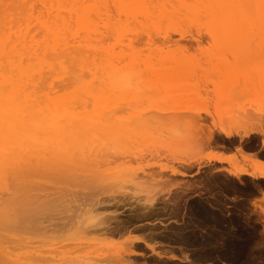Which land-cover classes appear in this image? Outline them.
<instances>
[{"label": "bare ground", "instance_id": "1", "mask_svg": "<svg viewBox=\"0 0 264 264\" xmlns=\"http://www.w3.org/2000/svg\"><path fill=\"white\" fill-rule=\"evenodd\" d=\"M203 38L216 48L226 45L222 47L225 53L233 50L227 49L228 46L234 49L247 46L249 49L252 45L264 53V0H0V264H61L56 262L60 261L56 257L40 256L47 250L39 254L36 247V254L31 253L34 250L31 247L35 248L32 241L25 243L31 245L29 251L24 245L28 241L22 239L23 235L19 236L28 221L37 229L51 226L38 217L45 207L61 210L64 219L57 224L72 231V240L76 241L73 244L82 253L68 261L61 259L68 264H94L96 260L91 261L94 258L102 261L106 257L111 264H136L133 257L142 256L141 251L146 248L153 255L148 256L152 261L145 264H200L219 257L213 256L208 247L247 248L251 234L250 238L243 239L236 232L247 227L245 222L249 217L254 216V219L248 227L264 232V155L246 150L241 144L231 145L236 153L226 158L228 167L222 171L210 169L209 174L192 182H178L177 179L173 182L162 176H169L165 173L169 171L177 178V175H186V170L192 166L198 167V161L202 159L222 161L225 158L217 153H204L200 147L191 157L196 162L181 161L186 172L159 165V170L154 173L158 172L161 177H153L151 172L147 175L144 172L143 176L133 173L125 160L156 152L165 147L164 144L180 148L186 135H192L197 145L224 149L225 146L215 143L218 132L227 138L235 134L239 139L256 134L262 138L264 147V110L261 108L251 112L244 104L243 107L241 103L231 105L230 102L237 100L234 97L237 94L228 95L222 89L214 91L210 109L202 107L210 100L208 94L203 95L199 85L194 83L195 74H191L195 68L191 61L194 58L182 44L192 42L199 49ZM159 42L160 45L173 44L176 48L165 52L156 47ZM222 48L217 49V60L210 64L211 68L222 62L223 57L218 59ZM156 54H165L162 55L164 63L153 64ZM225 60L226 63L229 59ZM238 60L240 63L235 60L236 64H241L242 59ZM225 63L222 64L225 66ZM254 65L256 67V63ZM260 70L262 73L264 69ZM255 72L250 75L253 79L243 77L247 79H242L246 83L241 80L243 85L236 88L241 86L240 92L253 94L254 101H260L256 97L264 96V74H257V69ZM259 91L263 92L259 94ZM163 95L176 105L174 111L170 108L137 110V105L142 102L162 101ZM241 97L245 99V96ZM180 116L182 118L176 119ZM204 117L212 119L213 129L204 126ZM214 123L219 124L216 125L217 132ZM110 158L123 163L118 162L122 165L119 168L117 163L110 162L115 165L111 166L116 168L114 170H122L124 165L131 170L124 168L114 172L106 166L109 171H103V164L111 161ZM218 174L225 179L247 178L248 183L244 182L246 184L240 188L243 195L239 192L241 196L238 195L235 202L239 210L231 215L241 218L228 222L235 228L232 234L226 229L231 235L229 240H219L213 234L202 243L201 239L197 240L200 234L197 236L195 231L204 233L202 228L213 219L210 216L217 211L224 212L225 201L220 199L214 203L208 196H203L194 210L185 211L193 197L182 198L195 187L205 186V181L210 186V182L215 181L216 185L213 176ZM48 178L68 180L79 190L76 194L64 192L68 186L60 185L66 187L63 190L57 188L61 191L58 192L54 186L58 193L53 194L51 185L44 182ZM161 185L168 186V191L165 196L159 193L163 199H156L159 196L152 188ZM170 187L175 188L172 191ZM129 190L132 193H127ZM170 192L173 197L164 200ZM160 203L165 206L161 207ZM125 206L127 209L132 207L129 209L132 212L121 219L117 209ZM163 213L169 219L177 217L178 224L174 225L172 219L169 226L163 224V231L169 229L170 234L157 229L164 221ZM223 215L213 219L216 227L224 223ZM156 219L159 221L154 222ZM90 232L99 233L102 239L97 236L90 242L91 236L87 235ZM183 232L197 237L185 236L181 234ZM120 238L127 247L113 242ZM180 243L185 246L173 245ZM105 247L111 249L106 251ZM54 250L48 251L53 253ZM233 258L235 264H261L255 253L245 258ZM214 261L212 264H217Z\"/></svg>", "mask_w": 264, "mask_h": 264}, {"label": "rangeland", "instance_id": "2", "mask_svg": "<svg viewBox=\"0 0 264 264\" xmlns=\"http://www.w3.org/2000/svg\"><path fill=\"white\" fill-rule=\"evenodd\" d=\"M192 42H189V43H183L182 44V46L184 45L187 49H188V52L190 53L189 55L191 56L192 55V58H194V60L193 59H191V61H193V63L195 64V68L193 69V71L191 72V74H195V81H194V83L196 82V84L197 85H199V87H198V89H200V91H201V93L204 95V94H208V98H209V100L210 101H208L207 103H205V105H203L202 107H206V108H208V109H210L211 107H212V105H213V100H214V95H213V93H214V91L216 90V91H218V90H220V89H222V91L224 90V92H227V94L229 95H235V94H237V96H234L237 100H234V101H232V102H230L231 103V105H233V104H235V103H237V104H239V103H241L242 104V107H243V104H244V108L247 110V111H251V112H254L255 110L254 109H259V108H261L262 110H264V102H263V100H261V98L262 99H264V96L263 97H256V99H260V101L259 100H255L254 101V99H255V97L253 96V94H246V93H242V92H240V91H242L243 89H242V85L244 84V83H246L245 81H243L244 79H243V77H247V79H250L251 78V76L250 75H252V73H254L255 71H256V69L258 70V72H257V74L259 73V74H264V53H262L263 51H261V50H256V48L258 47V46H255L254 47V45H252V46H250L249 47V49H247V46L244 48V47H236L235 49L234 48H232V47H230V46H228L227 47V49H233V50H226V53L225 52H223V51H225V50H223V48L222 47H225L226 45H218V48H220V46H221V48H222V50L221 49H219V53H218V59L220 60L222 57L223 58H226V60L227 59H229V60H225V59H223L222 58V62L220 61V65L218 64V65H216V68L217 69H219V70H217L216 68H215V66H213L214 68H211V66L212 65H210V64H212V63H214L217 59V49L218 48H216L215 47V45H213L212 44V42L210 43V41L209 40H207L206 38H203L202 39V41H201V44H200V48L198 49L197 47H195V45L194 44H191ZM213 45V46H212ZM155 46V45H154ZM156 47H159V48H161V49H163V51H165L166 52V50H168V49H173V48H176L173 44L171 45V46H168V45H160V42L159 43H156ZM194 47V48H193ZM252 47H253V49H252ZM245 49H247L246 51H245ZM255 49V50H254ZM238 52H237V51ZM240 50H242L241 52H240ZM249 50V51H248ZM254 50V51H253ZM232 51H233V53H234V59H233V53H232ZM234 51H236V52H234ZM244 51V52H243ZM259 51V52H258ZM240 52V53H239ZM261 52V53H260ZM215 53V54H214ZM222 53V54H221ZM228 53V54H227ZM177 54V53H176ZM226 56H225V55ZM230 54V55H229ZM162 55H165V54H162ZM162 55H157L156 54V56L154 55V59L152 60V62H153V64H157V63H164V61H165V58L162 56ZM185 55H187L188 56V54H185ZM216 55V56H215ZM220 55H224V56H220ZM235 55L238 57V59H242L241 60V64H236V61H237V63H240V61L237 59V57H235ZM171 57H172V55H170ZM176 57H178L179 56V54H178V56L177 55H175ZM186 56V57H187ZM211 59H210V58ZM213 57V58H212ZM234 60V61H231V60ZM198 60H200V61H198ZM209 60V61H208ZM223 60H225L226 61V63L223 61ZM236 60V61H235ZM195 61V62H194ZM210 62V63H206V62ZM212 61V62H211ZM214 61V62H213ZM230 61H231V63H230ZM251 61H252V63H251ZM232 62H234V64L236 65L235 67V69H237V68H239V69H237L238 70V72H239V75H238V72H237V70L236 71H234L235 69H233L234 68V64L232 63ZM244 62V63H243ZM222 63H225L226 65H227V67H228V69H227V67H226V69H225V66H224V64H222ZM243 63V64H242ZM254 63H256V67H255V65H254ZM196 64H197V68H196ZM205 64H206V66H205ZM216 64V63H215ZM214 64V65H215ZM221 64H222V66H223V68H221L222 66H221ZM228 64H230V66L233 64V66H228ZM258 64V65H257ZM263 64V65H262ZM239 65V66H238ZM247 65V66H246ZM251 65H254V66H251ZM201 66H203V67H201ZM218 66V67H217ZM219 66H220V68H219ZM238 66V67H237ZM241 66V67H240ZM243 66V67H242ZM262 66V68H260ZM199 67H200V69H199ZM233 67V68H232ZM248 67V68H247ZM252 67H254V68H252ZM233 69V71L231 70V69ZM245 70H243V69ZM250 68H252V69H250ZM223 69V70H222ZM230 69V70H229ZM241 69V70H240ZM247 69V70H246ZM260 69H262L263 70V72L261 73V70ZM217 70V71H216ZM226 70H227V72H226ZM255 70V71H254ZM220 71V73H217V72H219ZM229 71H231V74H230V72ZM244 71V72H243ZM254 71V72H253ZM225 73V74H223V73ZM247 72H248V75H247ZM251 72V73H250ZM256 73V72H255ZM233 74H235V76L233 75ZM242 76H241V75ZM238 75V76H237ZM254 75V74H253ZM233 76H234V78H233ZM255 76V75H254ZM258 76V75H257ZM260 76H263V75H260ZM253 77V76H252ZM256 78H258V77H256ZM243 79V80H242ZM247 79H245L246 81H247ZM251 79H253V78H251ZM250 79V80H251ZM237 81V82H235V81ZM241 80H242V82H243V84L241 83ZM254 81V80H253ZM241 83V84H240ZM232 84H233V86H232ZM237 85H241L240 86V88H236V86ZM232 88V89H234V87H235V91L233 92L232 91V89L230 90V87ZM228 88V89H227ZM239 89H241V90H239ZM226 90V91H225ZM231 92H230V91ZM203 91V92H202ZM240 93V95H239V93ZM263 91H259V94L260 93H262ZM212 94V95H211ZM241 94H243V95H241ZM245 94V95H244ZM249 97H248V96ZM250 95H252V96H250ZM210 96H211V98H210ZM241 96H245L244 98L245 99H243V97H241ZM226 97H227V95H226ZM238 97H241V98H238ZM161 98H163V100H165V98H167V97H164V95L161 97ZM160 98V99H161ZM213 98V100H211ZM247 98H248V101H247ZM253 98V99H252ZM170 98L168 97L167 98V100H166V102L164 101V103L161 101V100H158V102H160V103H158V102H156V101H154V100H156V99H154L152 102H142L141 104H139V105H137V110H147V111H150V110H153L154 108V110L156 111V110H158V109H161V110H164V108L166 109H169L170 111H174V108H177L176 107V105L174 104H172V102H170L171 100H169ZM232 99H234V98H232ZM251 101H250V100ZM244 101H246L247 103L245 104V103H243ZM251 103H250V102ZM253 101V102H252ZM156 103V104H154V103ZM170 102V103H169ZM249 102V103H248ZM258 103V104H256V103ZM168 103L169 104H172V105H168ZM211 103V104H210ZM253 103H254V105H253ZM263 103V104H262ZM168 106H167V105ZM207 104V105H206ZM253 106V108H252V106ZM256 104V105H255ZM262 104V105H261ZM157 105V106H156ZM162 105V106H161ZM245 105H247V108L245 107ZM248 105H249V107L251 108V109H249V107H248ZM159 106H160V108H159ZM262 106V107H261ZM157 107V108H156ZM182 108L183 107H186V106H181ZM188 107H191V105H188ZM256 107V108H255ZM180 108V107H179ZM202 110V109H201ZM261 110V111H262ZM263 113H264V111H263ZM149 117H150V115H148ZM179 118H182L181 116L180 117H176V119H179ZM205 118V117H204ZM203 118V119H204ZM203 124H205L204 126H206V127H208V128H210V129H213V121H212V119L211 118H205L204 119V123ZM215 124V123H214ZM216 125H218L219 126V124L218 123H216L215 124V127L214 128H216L217 126ZM218 128V127H217ZM188 130H191V129H188ZM215 131V130H214ZM217 131H219V128L218 129H216V132ZM187 132L188 131H186V133L185 134H187ZM192 133V132H191ZM215 138H216V142L215 143H218L219 145H221V146H225L226 148H228L227 150H232V147L233 146H235V145H238V144H241L242 145V147L245 149L246 148V150H250V151H255V152H258V155H264V147L261 145V137L260 136H258V135H253L251 138H241V139H239V137L238 136H236L235 134H231L230 135V137L229 138H227V137H225V134H223V133H220V132H218V133H216L215 134ZM260 138V139H259ZM250 139V140H249ZM241 140V141H240ZM240 142V143H239ZM164 144V143H163ZM259 144V145H258ZM231 145H232V147H231ZM164 146L165 147H161V148H159L156 152H154V151H152V152H148V153H145V154H143L141 157H137V158H135V159H130L131 161H128V159H125V160H127V164H128V167L130 166V168L132 169V171H133V173H135V172H137V173H139L141 176H143V173L145 174V175H147V174H149L150 172V174H153L155 171H158L159 170V165H168V166H172V167H174V168H176V169H178V170H180V171H185L183 168H182V165H184V164H182V160L183 161H186V163H192V162H196L195 160H191V157L194 155V152L196 151V150H198L200 147L202 148L201 150H202V152H204V153H214L213 152V147L211 148V147H204V146H200V145H197L194 141H193V138H192V135H186L185 137H184V143H183V146L182 147H180V148H177L176 146H172V144H170V146H166L165 144H164ZM229 146V147H228ZM236 153V152H235ZM235 153H232V154H234L235 155ZM231 155V154H230ZM111 159V161L110 160H108L107 162H105L103 165H104V167L103 168H105L104 170H103V168H101V170H103V171H105V172H107V171H109L110 169H113V167L111 168V166H115V165H112V164H109L110 162H112L113 164L115 163H117L116 164V166L117 167H119V168H121L122 167V165H120L121 163H122V161H120V160H117V159H115V158H110ZM181 159V160H180ZM120 164H119V163ZM199 162V165H198V167L197 166H192V168H189V171L188 170H186L185 172L187 173H185L186 175H184V176H181V175H177V178H175L176 177V175H171V173L169 172H165V173H167V174H170L169 176H167L166 174L164 175V176H162V175H158L157 173H156V175H155V173L152 175L153 177H157V175H158V177H161L162 176V179H173V182L174 181H176V179H177V181L179 182H181L182 180H185V181H189V182H192V180H195V181H198V179L200 180V178L199 177H201V179L203 178V176H204V174L206 175V174H209V170L211 169H214V171L216 170H223V168L220 166V165H214V166H211L210 167V165L209 166H206V168H203L204 166H203V164H205V163H207L208 161L206 160V159H202V160H200V161H198ZM123 164V163H122ZM125 164H126V161H125ZM121 167H120V166ZM106 166H107V168H109V170L106 168ZM125 167H123V169L121 170V169H117V170H114V169H116L115 167H114V169H113V171L115 172V171H118V170H121V171H123L124 170V168L126 169V166L127 165H124ZM223 166V165H222ZM128 167H127V169H128ZM184 167V166H183ZM208 167H209V169H208ZM129 168V169H130ZM133 168H134V170H133ZM126 169V171H128ZM130 169V170H131ZM206 170V169H208V171H206V172H202L201 173V171H203V170ZM131 171V172H132ZM113 172V173H114ZM147 172V173H146ZM211 172V171H210ZM109 173H111V172H109ZM137 173H136V176H139V177H141L139 174L137 175ZM54 176H55V178H58L55 174H53ZM170 176H171V178H170ZM173 177V178H172ZM55 178H53L54 179V181H50V180H53V179H50V178H48L46 181H44V182H47L48 181V183L51 185V186H49L51 189H50V192H52L53 194H54V192H55V187H56V189L58 188L59 190H63L66 186H70L72 183H69L68 182V180H61V181H57ZM146 178V177H145ZM180 178H181V180H180ZM213 178H215V180H217L216 181V185H218V186H216L215 185V181H213V182H210L211 183V186L210 185H208V182H206L205 181V183H207V184H205V186L203 185V184H201V185H199L198 187H195L194 189H193V191H191V192H189V193H187V194H185L184 195V197L182 198L183 200L185 199V198H187V196H192L193 197V199H191L190 201H189V207L187 208L186 207V209H185V211L186 210H190V209H195L197 206H198V204H200V201H202L201 200V198L200 197H203V196H208L210 199L209 200H211V201H214V203H217L216 201L218 200H220V199H222L223 201H225L224 203L225 204H223L224 206H223V209H225L224 210V212L222 211V212H219V213H221L220 215H219V213H218V211H217V213H215L214 214V216L212 215V216H210V217H212L213 219L214 218H216V217H222V213H224V215H223V220H224V223H222V224H220L219 225V227L221 228H219V227H216V224H214V221H213V219H211L206 225V228L204 227V228H202V229H204L203 230V232L204 233H201L200 231H195V232H197V236H195V237H197V240L198 241H200V239H201V241L200 242H202V243H204L203 241L205 240L206 241V238L207 237H211L213 234L216 236V238L217 239H221V240H229L228 238H231V235L230 234H232V233H234L235 232V228L233 229L232 227H231V224L229 225L228 224V222L229 221H237V217H238V219H240L241 217L240 216H237V217H233V216H231L232 215V213H237V211H235V210H239L238 209V207L236 206V204H235V202L236 201H238V198L241 196V194L243 195V193L240 191V188H242L246 183H248L247 181V178H244V177H242V178H238V179H234V178H232V179H225L223 176H221V174H218V175H215V176H213ZM144 179V178H143ZM168 179V180H169ZM188 179V180H187ZM221 179H223V181L221 182L220 180ZM62 181H63V183H62ZM176 181V182H177ZM220 181V182H219ZM227 181H228V183H227ZM233 181H235L234 183H233ZM241 181V182H240ZM226 182V183H225ZM240 182V183H239ZM244 182H246L245 184H244ZM60 183V184H59ZM67 183V184H66ZM242 183V184H241ZM49 184H47V186L49 185ZM68 184H70V185H68ZM182 184V183H181ZM189 184H192V183H189ZM195 184H198V183H196L195 182ZM223 184V185H222ZM225 184V185H224ZM230 184V185H229ZM234 184V185H233ZM60 185H66V186H60ZM202 185L204 186V187H202ZM212 185H213V188H211L212 187ZM55 186V187H54ZM145 186H147V185H145ZM220 186V187H219ZM230 186V187H229ZM240 186V187H239ZM54 188V190H53V188ZM62 187V188H61ZM68 187H66V189H64L63 191L64 192H66V191H72V192H74L75 194L78 192V190H79V187L78 186H76V184H74L73 183V185H71L70 186V188H72V189H68ZM164 187V188H163ZM224 187V188H223ZM232 187V188H231ZM238 187V188H237ZM61 188V189H60ZM78 188V189H77ZM157 188V187H156ZM156 188H152V190H153V192H155V190H156V196H159V197H156V199H159V198H162L163 196H165V194H166V191H168L167 189H168V186H166V185H161V186H159L157 189ZM171 188V187H170ZM173 188H175V187H172L170 190H172ZM209 188H210V190H209ZM223 188V189H222ZM226 188V189H225ZM230 188V189H229ZM234 188H237V191H235V189ZM263 188H264V185H263ZM57 189V190H58ZM200 189V190H199ZM216 189V190H215ZM218 189V190H217ZM228 189V190H227ZM51 190H53V191H51ZM58 190V192H61V191H59ZM66 190V191H65ZM226 190V191H225ZM229 190H230V192H229ZM234 190V191H233ZM173 191V190H172ZM196 191V192H195ZM209 191V192H208ZM224 191V192H223ZM47 192V191H46ZM49 192V191H48ZM49 192V193H50ZM57 192V191H56ZM55 192V194H57ZM72 192H70L71 194H72V196L73 197H75L76 195L74 194V193H72ZM131 191L129 190L127 193H130ZM152 192V193H153ZM158 192V193H157ZM160 192H162V193H164V195L162 196V195H160V194H162V193H160ZM223 192V193H222ZM234 192V193H233ZM241 194H240V193ZM132 193V192H131ZM160 193V194H159ZM193 193V194H192ZM213 193V194H212ZM219 193V194H218ZM221 193V194H220ZM62 194V193H61ZM154 194V193H153ZM224 194V195H223ZM138 195H140V194H138ZM155 195V194H154ZM238 195H239V197H238ZM215 196H217V197H215ZM141 197V196H140ZM167 197H173V194H172V192H170V194H168V195H166V198L164 199V200H167ZM220 197V198H219ZM225 199H224V198ZM238 197V198H237ZM215 198H218V199H216L215 200ZM232 198H234V199H232ZM236 198V199H235ZM163 199V198H162ZM175 199V198H174ZM181 199V200H182ZM197 200V201H199V202H197V201H195V200ZM194 200V201H193ZM130 202H132V200L130 201ZM165 202V201H164ZM195 202V203H194ZM197 202V203H196ZM163 203V202H162ZM162 203H160L159 205H161ZM191 204V205H190ZM245 204V203H244ZM158 205V206H159ZM195 205V206H194ZM226 205V206H225ZM235 205V206H234ZM133 206H135V204H133ZM162 206H165L164 204H162L161 205V207ZM245 206V205H244ZM128 207V206H127ZM130 207V206H129ZM128 207V208H129ZM160 207V206H159ZM191 207V208H190ZM235 207H236V209H235ZM126 208V206L125 207H119V209H117V213H119L118 215H119V218H126L127 217V215H129V214H131L130 212H132L131 210H129V209H131L132 207H130L129 209H125ZM222 208V207H221ZM45 209V211H41V213L38 215V217H40V218H42V219H40L41 221H43V223H45V224H50L51 226L49 227V228H46V229H42V227H41V229H37V227H36V225H31L30 224V221H28L29 223L28 224H30V225H28V224H26V227L25 228H23V230H21L20 232L21 233H19L20 235V237H23L24 236V238H22V239H24V240H26V241H28V240H30V242L32 241V246H34L35 248H33V247H31V245H29L31 248H29V246L28 245H25V243H27V244H30L29 243V241L28 242H24V245H25V247L26 246H28V248H27V250L29 249V251H31V250H33L31 253H33V254H36V253H34L35 252V249H36V247L37 248H39V251H38V249H36V251H38L39 252V254H42L43 252H45L46 250H47V252H49L48 250H51L52 248H53V253L50 251L49 253H45V255H40V256H53V257H56V259H60V261L59 260H57L56 262H60L61 264H68V259H74L76 256H77V254L79 255L80 254V256L82 255V253L81 252H79V251H77V249L75 248V244H73L74 242H76V241H74V240H72V238H73V233H72V231H68V228L66 227V228H63V227H61L59 224H57V223H60V221L62 220V218L64 217L63 216V213H61V210H51V209H48L47 207H45L44 208ZM114 210V209H113ZM162 211V210H161ZM168 212V211H167ZM161 215H159L160 216V218H161V216H162V213H160ZM165 215V216H164ZM225 215H226V217H225ZM216 216V217H215ZM257 216V215H256ZM158 217V216H157ZM163 217H166V218H163ZM163 217H162V220L164 219V221H162V220H160V222L162 221L163 223H161V225L159 226L160 228H157V229H160L159 230V232L160 231H163L164 230V223H166V226H167V224H168V226L170 225V224H172V222L174 223V221H175V223H174V225L175 224H178L177 223V221H176V218L177 217H174V218H170V219H172V222L170 221V219L167 217V215L165 214V213H163ZM229 217V218H228ZM230 217H231V219H230ZM168 218V219H167ZM233 218V219H232ZM64 219V218H63ZM167 220V222H165L166 220ZM175 219V220H174ZM227 219V220H226ZM250 219H251V221H250ZM253 219H254V216L253 217H249V220L248 219H246V222H245V227L246 228H244V230H242V231H245V232H242V231H237L236 233L237 234H239L240 235V237L241 238H243V239H245V238H247V237H249L250 238V236H251V242H249L247 245H248V247L246 248H243V249H241V248H224V247H220V248H211V247H208L207 248V250H209V251H211L212 252V255L214 256L215 254V256H219V257H216V258H213L212 259V261H211V258L210 259H208L207 261H205V263L204 262H201L200 264H212L213 263V261L214 262H216L217 264H224V263H226V264H235L234 262V260L232 261V258L233 257H237V256H240V257H242V258H245V257H249L250 255H252V253L254 254L255 253V255H258L259 256V261L261 262V264H264V232L262 231V230H260V229H258L257 230V228H256V231L255 230H252L250 227H248L250 224H251V222L253 221ZM169 220V221H168ZM222 220V221H223ZM247 220H248V223H247ZM159 220L158 219H156L154 222H158ZM255 221V220H254ZM159 222V223H160ZM250 222V223H249ZM170 223V224H169ZM194 223H196V222H194ZM211 223V224H210ZM213 223V224H212ZM228 225H227V224ZM44 224V225H45ZM139 224V223H138ZM208 224H210V225H208ZM223 224H224V226H223ZM211 225L213 226V225H215L213 228L211 227ZM164 226V227H163ZM225 226H226V228H225ZM233 226V225H232ZM36 227V228H35ZM53 227V228H52ZM217 228V230H218V232H216L217 230H216V228ZM230 229V231H229V229ZM223 228V229H222ZM225 228V229H224ZM249 228V229H248ZM156 229V231H158ZM162 229V230H161ZM213 229V230H212ZM228 230V233L230 232V234H228L227 233V230ZM246 229H247V231H246ZM208 230V231H207ZM221 230H223V234H222V231ZM38 231V232H37ZM216 233H215V232ZM226 231V232H225ZM253 231V232H252ZM209 232V233H208ZM240 232V233H239ZM164 233H168V234H170V231H169V229L167 230V231H163V234ZM209 235H208V234ZM244 233V234H243ZM181 234H183V235H185V236H188L189 234H188V232L187 233H185V232H183V233H181ZM186 234H188V235H186ZM251 234V235H250ZM21 235H23V236H21ZM87 235H89V236H91V238L89 237V239H90V242H91V239H96V237L97 236H99V238H101L102 239V237L99 235V233H96V232H94V233H88ZM221 235V236H220ZM222 235H223V237H222ZM243 235H245V236H243ZM250 235V236H249ZM192 235H189V237H191ZM201 236V237H200ZM206 236V237H205ZM93 237V238H92ZM195 237H193L192 236V238H195ZM204 237V238H203ZM245 237V238H244ZM225 238V239H224ZM248 238V239H249ZM88 239V240H89ZM123 239V238H122ZM122 239L120 238V239H115V240H113V242H115V243H122L123 244V247L124 246H126L125 244L126 243H123L124 241H122ZM208 239H211V238H208ZM95 241V240H94ZM207 241H209V240H207ZM105 242H107V241H105ZM94 243V242H93ZM110 243V242H109ZM162 243H164V242H162ZM110 244H112V242L110 243ZM114 244V243H113ZM159 244V243H158ZM165 244V243H164ZM172 244V243H171ZM128 245V244H127ZM173 245H175V246H181V247H183V246H185L184 244H173ZM183 245V246H182ZM249 245H250V247H249ZM252 245V246H251ZM96 246V245H95ZM109 246H111V245H109ZM112 247V246H111ZM111 247H109V248H104L106 251L108 250L109 251V249H111ZM127 247V246H126ZM189 249H190V252H191V248H192V246H190V247H188ZM31 249V250H30ZM204 251H205V249L204 248H202ZM211 249V250H210ZM213 250H217V251H213ZM40 251H42V252H40ZM78 253H77V252ZM141 251V250H140ZM144 251V252H143ZM146 252V253H145ZM151 251H149L147 248H146V250H142L141 251V253L143 254L142 256H136V257H133V258H135L136 260H132L133 258H131V260L133 261V263H136V264H138V263H140V264H145L149 259H150V257H148V256H151V255H153V254H151L150 253ZM190 252H188V253H190ZM235 252V253H234ZM239 252V253H238ZM234 253V254H233ZM250 253V254H249ZM38 254V253H37ZM39 254L37 255V256H39ZM232 254V255H231ZM245 256V257H244ZM142 257V258H141ZM230 257V258H229ZM107 258V257H106ZM106 258H104V259H102V261H100L99 259H97V258H94L93 260H91V261H95L96 260V263H94V264H111ZM40 259H41V257H40ZM67 260L66 262H62V260ZM233 259H235V258H233ZM99 260V261H98ZM40 261V260H39ZM90 261V260H89ZM142 261V262H141ZM150 261H152V260H149V262ZM149 262H147V263H149ZM233 262V263H232ZM39 263H41V262H39ZM42 264H44V263H42ZM49 264H52V262H49Z\"/></svg>", "mask_w": 264, "mask_h": 264}, {"label": "crops", "instance_id": "3", "mask_svg": "<svg viewBox=\"0 0 264 264\" xmlns=\"http://www.w3.org/2000/svg\"><path fill=\"white\" fill-rule=\"evenodd\" d=\"M228 148H224V149H222V148H214L213 149V152L214 153H217L218 155H220L221 157H223V158H225V159H223L222 161H214V160H212V161H208L207 163H205V164H203V166H214V165H220L223 169H224V167H228V162H227V159L226 158H228L229 156H230V154H232V153H234V150L232 149V150H227ZM223 165V166H222Z\"/></svg>", "mask_w": 264, "mask_h": 264}]
</instances>
